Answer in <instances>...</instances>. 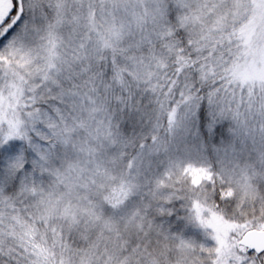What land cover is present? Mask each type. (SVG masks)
Instances as JSON below:
<instances>
[{"label":"snow or ice","instance_id":"snow-or-ice-1","mask_svg":"<svg viewBox=\"0 0 264 264\" xmlns=\"http://www.w3.org/2000/svg\"><path fill=\"white\" fill-rule=\"evenodd\" d=\"M0 264H264V0H0Z\"/></svg>","mask_w":264,"mask_h":264},{"label":"trees","instance_id":"trees-1","mask_svg":"<svg viewBox=\"0 0 264 264\" xmlns=\"http://www.w3.org/2000/svg\"><path fill=\"white\" fill-rule=\"evenodd\" d=\"M221 142H225L223 138H221Z\"/></svg>","mask_w":264,"mask_h":264},{"label":"rangeland","instance_id":"rangeland-1","mask_svg":"<svg viewBox=\"0 0 264 264\" xmlns=\"http://www.w3.org/2000/svg\"><path fill=\"white\" fill-rule=\"evenodd\" d=\"M226 142V141H225Z\"/></svg>","mask_w":264,"mask_h":264}]
</instances>
